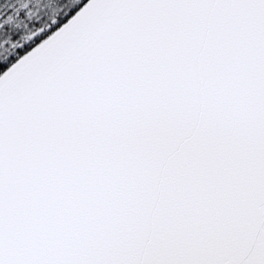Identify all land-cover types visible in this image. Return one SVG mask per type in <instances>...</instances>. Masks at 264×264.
Instances as JSON below:
<instances>
[{
    "label": "snow or ice",
    "instance_id": "1",
    "mask_svg": "<svg viewBox=\"0 0 264 264\" xmlns=\"http://www.w3.org/2000/svg\"><path fill=\"white\" fill-rule=\"evenodd\" d=\"M0 264H264V0H0Z\"/></svg>",
    "mask_w": 264,
    "mask_h": 264
}]
</instances>
